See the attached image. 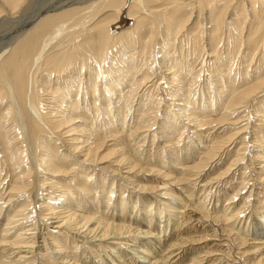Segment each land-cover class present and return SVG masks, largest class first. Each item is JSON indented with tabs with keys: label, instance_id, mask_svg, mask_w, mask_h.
<instances>
[{
	"label": "bare ground",
	"instance_id": "bare-ground-1",
	"mask_svg": "<svg viewBox=\"0 0 264 264\" xmlns=\"http://www.w3.org/2000/svg\"><path fill=\"white\" fill-rule=\"evenodd\" d=\"M0 33L9 36L0 49V264H264L263 207L252 202L254 180L264 182V0H0ZM205 72L201 106L194 92ZM101 112L112 115L100 120L105 133L95 128ZM147 140H161L167 158L141 164L147 151L130 147ZM107 147L115 161L105 166L97 155ZM99 172L123 183L115 206L116 181ZM236 176L241 189L211 210L185 187ZM110 182L106 196L91 187ZM128 199L142 203L130 205L136 217ZM249 209L259 221L242 216ZM224 235L227 256L209 243Z\"/></svg>",
	"mask_w": 264,
	"mask_h": 264
},
{
	"label": "rangeland",
	"instance_id": "rangeland-1",
	"mask_svg": "<svg viewBox=\"0 0 264 264\" xmlns=\"http://www.w3.org/2000/svg\"><path fill=\"white\" fill-rule=\"evenodd\" d=\"M46 1H50V0H46ZM239 2V1H243V4L244 5H249L250 3H253V1L254 0H245V2H244V0H235V2ZM238 5V4H237ZM237 5H235L233 8H235V7H237ZM233 8H232V10H233ZM232 10H230V11H228L226 14H225V16L223 17V20L225 21V20H227L228 22H231V21H233L234 20V18L231 16L232 15ZM124 17V16H123ZM125 19V20H124ZM124 19H123V21H125L126 22V18L124 17ZM197 21V20H196ZM195 20H192L191 19V21H190V23H188L185 27H184V29L182 30V36H184V35H187L189 32H192V30H193V24H194V22H196ZM129 22V21H128ZM130 22H129V24L127 25V27H129L130 26ZM16 26V25H15ZM126 24H122V22H121V25H120V27L118 28V31H122V30H124L126 27ZM14 27V26H13ZM13 27H12V29H13ZM246 27H247V24H246ZM9 30V32H11L12 33V31L13 30ZM16 29V28H15ZM9 32H7L9 35L11 34V33H9ZM14 32V31H13ZM7 34V35H8ZM244 34H245V32H244ZM7 35H5V34H2V33H0V49L2 48V47H4L5 46V44L6 43H4V42H7L8 41V39H9V36H7ZM3 37V38H2ZM203 40H205V39H203ZM221 48V47H220ZM263 48H264V43H263V45H262V50H263ZM218 49V48H217ZM226 50V51H225ZM225 50H222L221 51V53H225L224 54V57H226L227 56V49L225 48ZM224 51V52H223ZM212 52V51H211ZM210 50H208V48L206 49V51H205V53H206V56H205V58H204V61H205V63H208V62H211V59L208 57V55H210ZM240 63V59L238 60V64ZM189 66H192L191 65V63H190V65ZM241 68H243L242 66H241ZM198 69H199V67H198ZM197 69V70H198ZM213 69L214 68H212V69H210L211 71H213ZM235 67H233V71H235ZM237 69H238V67H237ZM156 70V72L157 73H159L160 74V77H158L157 79H158V81H160L161 80V78H162V73H160V71H158V69H155ZM233 72H232V76H233ZM207 75V76H206ZM208 73H206L205 72V75H204V78L202 77L201 78V80L199 81V83L200 84H197L196 85V89L198 90L197 92H194V96L197 98H195L194 100H197L196 101V104H200L201 106H203V104H205V102L203 101V102H198V100L199 99H201L202 97L204 98V99H206L207 98V93L209 92H211L210 90H207V88H206V79H208L209 80V77H208ZM189 78V77H188ZM238 79V78H237ZM165 86V85H164ZM204 86V87H203ZM198 87V88H197ZM228 86H226V88H227ZM200 89V90H199ZM202 89V90H201ZM200 92V93H199ZM199 94H200V96H199ZM203 96H202V95ZM209 95H211V94H209ZM258 100H261V99H258ZM16 105V104H15ZM27 106V110L28 109H30L31 111H32V109L29 107V103L27 102V104H26ZM134 105H136V104H134ZM197 106V105H196ZM190 108H192V107H190ZM29 111V110H28ZM30 112V111H29ZM33 112V111H32ZM31 112V114H33L34 115V112L32 113ZM216 114H218V113H216ZM215 113H214V115H216ZM32 115V116H33ZM99 114H97V116H98ZM100 115H101V117H100ZM100 115L98 116V124H95V128H96V126H97V132L99 131V130H103L102 132L103 133H105V132H107V130H105L106 129V127H105V129L103 128V125L101 126L100 124L101 123H103V121L102 122H100V120H103V119H105V120H110L111 119V117H112V115H110V116H107V115H105V113L104 112H101L100 113ZM103 115H105V116H103ZM107 118V119H106ZM252 118L250 117V120H251ZM256 119V118H255ZM92 121V119H89V121H88V124L90 125V123L89 122H91ZM119 121H120V119H119ZM132 122H133V119H131V122H130V126L132 125ZM253 122V123H252ZM93 123V122H92ZM100 123V124H99ZM187 123V122H186ZM251 124H253V125H256V124H258V123H255L254 122V120H252L251 122H250ZM260 124V123H259ZM258 124V125H259ZM118 125H119V123H118ZM128 125V124H127ZM127 125L125 126L126 127V129H127ZM129 126V127H130ZM98 127H102V128H99L98 129ZM250 127H252V126H250ZM250 127H249V129H250ZM117 128H119V126L117 127ZM116 128V129H117ZM256 128H258V127H256ZM116 129H114V130H116ZM125 129V130H126ZM154 129H156V127L154 128ZM253 129L254 128H251L250 129V131L252 130L253 131ZM105 130V131H104ZM248 132V133H251V132ZM44 132H47V130H45ZM49 133V132H48ZM99 133V132H98ZM101 133V132H100ZM46 135V134H45ZM48 135V134H47ZM42 136H44V134L42 135ZM52 136H53V134H49V138H52ZM77 136H79V135H77ZM185 137V136H184ZM57 138V137H56ZM161 140H163V139H161ZM161 140H156L155 141V143H154V145H151V141L149 140V142H148V140H147V142H146V144H136L135 146L133 145V144H131L132 145V147H130V149H131V153L132 154H134V152H135V154H137V152L139 151L138 150V146H143L142 148L144 149V151H147V155H146V153H144V154H140V156H138V158L142 161L141 162V164L143 163V165L145 164V166H148L147 164H149V163H151V165H154V164H156L157 163V161L159 162V160H160V158H161V160H165L167 157L166 156H168L167 155V153L169 154L170 153V150L169 151H167L166 152V155H165V153L162 155L163 157H164V155H165V159L163 158V157H161L157 152L160 150L161 151V149H160V143H161ZM253 139H251V141H252ZM187 141V140H186ZM160 142V143H159ZM62 143V141H58L57 142V144L59 145V144H61ZM189 144H190V142H188ZM253 144H255V143H253ZM109 145H111V144H109ZM158 145V146H157ZM186 145V144H185ZM183 143L181 144V145H179V147H180V149H186L184 146H185ZM59 146H61V145H59ZM162 146V145H161ZM175 146H177V145H175ZM175 146L173 147L172 146V148H174L175 149ZM135 147V148H134ZM182 147V148H181ZM257 147V146H256ZM110 149H111V147H107V149H105L104 151H101L100 153H98V155H97V159L98 160H100V162H104V164H105V166H108L110 163H112V162H114L115 161V159H113V156L111 155V151H110ZM135 151H134V150ZM159 149V150H158ZM33 150H35V148H33ZM61 151H63V153H65V154H67V155H69L65 150H64V148H62V149H60ZM133 150V151H132ZM150 150V151H149ZM157 150V151H156ZM176 151V150H175ZM186 151H189L188 149H186ZM32 152V151H31ZM32 153H34V151L32 152ZM31 154V153H30ZM151 154L153 155V154H156V155H158L156 158L155 157H151ZM184 154H185V152H183V154H182V158H183V156H184ZM188 155L189 154H191V152L189 151L188 153H187ZM137 156V155H136ZM160 157V158H159ZM181 157H180V161L181 162H183ZM249 158H250V155H249ZM251 160H252V157L250 158ZM152 160V161H151ZM156 162V163H155ZM154 163V164H153ZM165 164L163 165V162H162V164H160L159 166H161L162 168H163V171H165V170H170L171 168H172V165L171 164H169L168 163V159L164 162ZM168 163V164H167ZM166 164H167V166H166ZM171 166V167H170ZM101 167V166H100ZM168 168V169H167ZM174 168V167H173ZM222 168H224V167H222ZM244 168H246V165H244V166H241V170H243ZM113 169H115V168H113ZM165 169V170H164ZM212 170V169H211ZM211 170L209 171V172H211ZM208 172V173H209ZM99 173H101V172H99ZM251 173V170L249 171V170H247L246 171V174L247 175H249ZM103 176H105L106 178H108L109 180H115L116 181V186L114 187V192H117V199H116V201H115V204H114V206L116 205V203L117 202H119L118 200V196H120V194H118L119 192H118V190H119V186H118V182H119V184L121 185V184H123V183H121V180H119V179H117V178H115V177H113L112 175H109L108 173H101ZM240 174V173H239ZM245 174V175H246ZM245 175H243V177L245 176ZM246 175V176H247ZM175 176H177V175H175ZM174 175H173V177H175ZM147 177H150V176H147ZM210 177V176H209ZM208 177V178H209ZM237 177L238 176H236L231 182H229L228 184H226L225 186L224 185H222L220 188H217V186L215 185V184H211L210 185V187L209 188H205L204 186H203V183H201L200 185H186L185 187H186V190H187V188L189 189V190H187L188 192L189 191H191L192 192V195H193V197H195V198H205L206 197V199H208V200H210V201H207L206 200V202L208 203V206H210V210L212 209V208H214V203L213 202H215L220 196L222 197L223 196V192H228V193H226L227 194V198L225 197V198H223V199H221V203L219 204V205H221V206H223L224 204H225V202H226V200L228 199V198H230L233 194H235L237 191H239V189H241V187H242V184H241V182H242V179H238V181H236L237 180ZM242 177V175L239 177V178H241ZM242 177V178H243ZM249 179H252V181L249 183V184H252V182H253V178L251 177V178H249ZM59 180H61V181H63L64 179L63 178H59ZM90 183V182H89ZM88 183V184H89ZM137 184V183H136ZM91 185V184H90ZM99 185V184H98ZM98 185H96V184H94V186H91V187H93V189H96V190H99V191H101L102 192V194H101V196H106V193H107V189H108V191H110L111 190V186H112V183L110 182V185L108 186V184L106 185V189H105V191H103L104 189H98L99 187H98ZM215 185V186H214ZM228 185H230V186H228ZM232 185V186H231ZM255 185V186H254ZM188 186V187H187ZM191 186H196L195 188L194 187H192L191 188ZM199 186V188H197ZM212 186H214V187H212ZM233 186H234V188H233ZM184 187V188H185ZM202 187V188H201ZM257 187V188H256ZM201 188V189H200ZM224 188V189H223ZM229 188H231V189H229ZM239 188V189H238ZM118 189V190H117ZM128 189H129V192H131L132 190H134L133 189V187H128ZM180 189H181V186H178V188H177V191L179 190L180 191ZM193 189V190H192ZM204 189V190H203ZM248 189V188H247ZM253 189L255 190V191H253V195L255 194L257 197L256 198H254L255 200L253 201L252 200V202H255V204L258 206H262L263 207V209L261 210V212H262V214L261 215H264V213H263V210H264V182L263 183H259V182H256V180H254V182H253ZM259 189V190H258ZM131 190V191H130ZM195 190V191H194ZM206 190V191H205ZM233 190V191H232ZM235 190V191H234ZM203 191H204V193L205 194H203ZM210 191V192H209ZM221 191V192H220ZM246 191L247 190H245L244 192H243V194L244 195H246ZM128 192V190H127V192L126 193H124V195H126V196H128V195H132L131 193H129ZM164 192V191H163ZM186 192V191H185ZM218 192V193H217ZM261 192V194H259ZM128 193V194H127ZM184 193V192H183ZM194 193V194H193ZM199 193H201V194H199ZM217 193V194H216ZM219 193H221V195L219 194ZM232 193V194H231ZM191 194V193H190ZM203 194V195H202ZM226 194H225V196H226ZM249 194V193H248ZM247 194V195H248ZM258 194V195H257ZM137 194H135L134 195V193H133V197L134 196H136ZM202 195V196H201ZM261 195V196H260ZM100 196V197H101ZM198 196V197H197ZM207 196H208V198H207ZM218 196V197H217ZM229 196V197H228ZM220 197V198H221ZM106 198V197H105ZM216 198V199H215ZM257 198L259 199V201H257ZM261 198V199H260ZM263 198V199H262ZM87 199V198H86ZM85 199V200H86ZM88 200V199H87ZM94 200V199H93ZM95 200H96V198H95ZM129 200V199H128ZM262 200V201H261ZM89 201H92V199L90 200L89 199ZM88 201V202H89ZM95 202H97V201H95ZM129 202H130V204H129V208H131L130 209V211L132 210V206L130 207V205L132 204V202L134 203H136L137 205V207L139 206V205H142V203H141V201L140 200H137V202H136V200L135 201H132V200H129ZM212 202V203H211ZM257 202L259 203V204H257ZM166 203H168L169 205H172V206H177L176 205V200L175 199H171V201H169V202H166ZM172 203V204H171ZM175 203V204H174ZM177 204H179L178 202H177ZM160 205V204H159ZM157 206L159 209H163L164 211H165V208L162 206V205H160V206ZM189 205V206H188ZM147 206H149V204L147 205ZM190 206H191V203H189V204H187V207H189L190 208ZM213 206V207H212ZM249 206V205H248ZM248 206H246V207H248ZM163 207V208H162ZM154 208L152 207V209L150 208V207H146V208H144V210L145 211H149V210H151L150 212H152V214L154 215V210H153ZM162 210V211H163ZM135 211L136 210H132L131 211V213H133V215L131 214V216H132V218L133 217H136V214H135ZM163 211V212H164ZM251 211V209H249V211H247V212H245V213H243L242 214V216H247V214H248V212H250ZM260 212V213H261ZM259 213V214H260ZM4 214H5V211H4V213L2 214V216H4ZM258 213H257V211H253V213H252V211L250 212V216L253 218V219H256L257 221H259L260 219V215H259ZM194 214H192V216H193ZM254 215V216H253ZM1 216V217H2ZM192 216H189V218L191 217L192 218ZM195 216V215H194ZM197 217L199 218V216L197 215ZM259 217V218H258ZM190 218V219H191ZM195 218H196V216H195ZM201 218V217H200ZM197 219V218H196ZM198 220V219H197ZM191 222V224L192 225H194V223H193V221H190ZM190 222H188L187 223V226H191V224L189 225V223ZM194 222H196V220H194ZM0 232H2V229L4 228V220H2V218H1V220H0ZM3 223V224H2ZM204 225H203V228L204 229H206L207 227L209 228V230L213 227L212 225L214 224V223H212V225H211V223L210 222H208V221H206V222H202ZM215 225V224H214ZM50 226L52 227V225L50 224ZM54 226V225H53ZM135 227V226H134ZM198 227L201 229V227L199 226V224H198ZM48 228H50V227H48ZM259 227H256L254 230H256V229H258ZM55 231H57V229L55 230ZM62 231H65L64 229H62ZM84 231H85V229H84ZM201 231H202V229H201ZM212 231V230H211ZM209 232V234L211 233L212 234V232ZM65 232H67V231H65ZM168 234L170 233L169 231L167 232ZM67 234H69V236H74V234H76V231H75V233H68L67 232ZM257 234H259V235H261V233L260 232H258ZM195 236V235H194ZM252 238H255V237H257V236H255V233L253 232L252 233ZM42 237V236H41ZM190 237H193V235H191ZM223 237H225V238H223ZM222 238H220V239H218V238H215L216 239V241L214 242V240H212L211 242H209L210 243V245H211V243H212V247H211V249L213 250V251H216V252H218V253H220V254H226V256H227V254L228 253H225L226 251L225 250H227V246H229V243H226L227 241H226V239H227V237L224 235ZM213 238H214V236H213ZM226 241V242H225ZM41 242H42V240H41ZM214 242V243H213ZM221 242V243H220ZM67 245H69V244H67ZM86 246H90V247H92L93 246V243H87L86 244ZM226 246V247H225ZM220 247H223V249H221ZM247 248V249H246ZM244 250L245 251H247V250H249L250 249V247L248 246V247H246ZM255 249V248H254ZM250 250H252V249H250ZM1 255H2V253L0 254V257H1ZM93 257V256H92ZM91 257V258H92ZM223 257H221V259H222ZM259 258V257H258ZM17 259V258H16ZM92 261H94V260H96V259H94V258H92L91 259ZM96 262V261H95ZM83 263H85V262H83ZM94 263V262H93Z\"/></svg>",
	"mask_w": 264,
	"mask_h": 264
}]
</instances>
